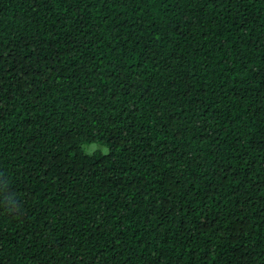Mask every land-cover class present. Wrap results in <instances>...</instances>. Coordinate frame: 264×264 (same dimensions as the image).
Returning <instances> with one entry per match:
<instances>
[{"label":"trees","instance_id":"1","mask_svg":"<svg viewBox=\"0 0 264 264\" xmlns=\"http://www.w3.org/2000/svg\"><path fill=\"white\" fill-rule=\"evenodd\" d=\"M0 264H264V0H0Z\"/></svg>","mask_w":264,"mask_h":264},{"label":"rangeland","instance_id":"2","mask_svg":"<svg viewBox=\"0 0 264 264\" xmlns=\"http://www.w3.org/2000/svg\"><path fill=\"white\" fill-rule=\"evenodd\" d=\"M93 145H96V144L88 145V146H86V149L89 150V147H90V146H93Z\"/></svg>","mask_w":264,"mask_h":264}]
</instances>
